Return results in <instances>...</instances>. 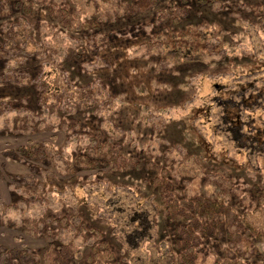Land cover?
<instances>
[{"label": "rangeland", "instance_id": "obj_1", "mask_svg": "<svg viewBox=\"0 0 264 264\" xmlns=\"http://www.w3.org/2000/svg\"><path fill=\"white\" fill-rule=\"evenodd\" d=\"M136 1L64 0L72 15L99 21L93 35L99 49L108 47L106 57L97 55L87 38L82 47L75 44L86 54L74 50L69 38L82 34L55 18L41 19L37 11L24 18L16 11L0 17V97L18 109L0 114V264L10 251L14 261L32 258L38 264L47 248V229L58 235L56 244L78 246L74 264H86L93 230L102 234L116 264H179L173 240L180 222L165 217L158 190L149 183L154 170L69 172L74 151L94 144L97 135L120 143L127 158L171 169L178 197L223 195L238 216L259 204L264 147H239L222 125L219 103L226 91L248 85L246 97H260L242 105V131L264 128V0H160L145 11L127 12ZM173 4L179 7L175 11ZM136 39L153 45L130 46ZM55 43L64 50L52 58ZM169 50L192 61H165L159 53ZM123 51L130 59L141 58L153 88L148 98L129 93L115 65ZM105 67L110 70L96 71ZM41 142H52L68 155L67 167L60 161L34 163L64 192L19 179L33 175L42 181L27 162L5 155ZM34 196L40 201L27 206L22 201ZM7 205L17 209L3 214ZM62 217L66 225L48 219ZM199 235L191 240L195 264L230 257L264 264V241L245 234L232 239L216 228Z\"/></svg>", "mask_w": 264, "mask_h": 264}, {"label": "trees", "instance_id": "obj_2", "mask_svg": "<svg viewBox=\"0 0 264 264\" xmlns=\"http://www.w3.org/2000/svg\"><path fill=\"white\" fill-rule=\"evenodd\" d=\"M160 0H137L131 6L125 8V10L131 14H135L138 11H145L152 5L158 3ZM202 2L210 3L208 0H201ZM172 9L175 11L179 7L176 5H171ZM172 9H169L167 15L170 16ZM19 12L21 17L31 16L34 11L41 19H46L48 17L55 18L59 25L66 28L73 33H80L77 37H70V46L74 50H81L86 54L88 51L81 48L82 43L87 38L91 40V44L97 52V55L101 57H106L109 55L108 47H103L99 49L97 43L95 42L94 33L100 28L99 21H83L79 17L72 15L70 13V7L64 2V0L54 1V0H5L0 2V17L5 13ZM254 11L262 15L263 11ZM174 13V12H173ZM174 15V14H173ZM174 17L173 19H175ZM175 22L177 20H174ZM63 40L61 36L59 38ZM10 40H14L11 38ZM24 40V38H23ZM11 42V41H10ZM77 42L81 47H77ZM56 44V43H55ZM54 44V45H55ZM50 46L54 49L53 53L49 55L50 57H56L57 53H61L62 46L56 44V46ZM85 44H83L84 46ZM152 43L143 39H136L133 45L137 48H151ZM119 51V47L114 49ZM56 55V56H52ZM162 59L165 61H173L176 64L189 63L192 60L186 55H180L174 50L165 51L159 53ZM53 60V59H51ZM141 58L130 59L126 51L122 52V55L115 60V65L120 69V73L124 75V81L128 84V91L134 97L138 94H143L148 98L153 91L150 82L147 80L146 76L148 74L147 70L140 63ZM50 64V63H48ZM105 69L96 71H109ZM248 85L239 84L236 89H231L226 91L224 94V99L219 103L222 107L223 117L222 125L227 127L225 131L233 138V140L239 144V147L247 148L251 145H256L257 147H264V128H259L258 130L247 129V131H242L244 126L242 117L244 114V109L242 105L247 104L248 106L253 101L255 94L250 93L247 97L245 95V89ZM221 90V89H219ZM40 90H38L39 92ZM239 94V95H238ZM259 94V93H258ZM235 97L239 98V102L236 101ZM260 97V96H259ZM258 97V98H259ZM257 98V99H258ZM132 108H138L137 103L131 102ZM18 110L13 107L9 99L4 95L0 97V114L5 111ZM221 123V122H220ZM235 128V130H234ZM69 132V131H67ZM95 143L92 145H87L85 148L74 151L72 154L73 165L71 166L69 172L75 174L76 171H89V170H100L101 168H107L113 172L127 173L134 170H140L144 166H147L150 170H154L157 174L150 180V186L158 190L160 198V206L163 208V213L165 217L179 221L180 224L177 225L175 232L176 237H174V248L177 249L176 260L179 264H195L197 260L196 249L193 246L192 239L200 238L199 234H211L213 229L216 228L221 232H227L232 239L238 238L240 234H245L258 241H264V191L260 195L259 204L253 205L247 212L242 216H238L237 213L231 208L226 206V200L223 195L217 196L215 199L210 200L202 197H178L175 195V189L172 182L171 173L172 170L164 166H159L153 161L149 163H144L141 159L127 158L122 154V146L118 142H110L109 140H104L100 135H97ZM6 156L13 158L15 160L27 162L33 173L39 175L42 181H37L36 177L33 175H23L19 179L26 182L32 183L37 182L40 187L46 186L53 192L57 190L59 192H64L65 188H60L53 183L51 179V173L47 170L35 166L34 163L39 160H49L53 162L60 161L65 167L68 166V155L65 151L59 150L52 142H41V143H28L20 146L15 152H6ZM55 192V191H54ZM29 197V196H27ZM22 199L26 206L33 202H39L40 198L34 196L32 199L27 198ZM262 204V206H261ZM17 209L16 205H7L2 209L3 214H7L9 210ZM50 224L59 223L62 225L67 224L65 217L62 218H48ZM80 227H83L81 225ZM92 244L89 254L85 258L86 264H116L114 255L107 248L105 242L103 241L102 234L93 230L91 232ZM79 236V235H77ZM55 234L49 229L44 234V238L48 242L47 248L41 256L40 262L38 264H74L73 258L78 253L79 249L73 243L59 242L55 243ZM14 252H9L6 263L4 264H32V258L22 259L21 261H14ZM29 257V256H28ZM173 257V256H172ZM12 258V260H11ZM9 259V260H8ZM33 264H36L35 262ZM215 264H245L240 259L227 258L220 263Z\"/></svg>", "mask_w": 264, "mask_h": 264}]
</instances>
